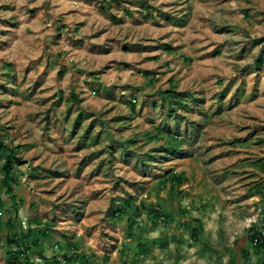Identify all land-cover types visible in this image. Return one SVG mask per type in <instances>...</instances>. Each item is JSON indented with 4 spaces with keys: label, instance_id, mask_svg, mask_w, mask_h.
<instances>
[{
    "label": "rangeland",
    "instance_id": "obj_1",
    "mask_svg": "<svg viewBox=\"0 0 264 264\" xmlns=\"http://www.w3.org/2000/svg\"><path fill=\"white\" fill-rule=\"evenodd\" d=\"M0 141V264H264V0H0Z\"/></svg>",
    "mask_w": 264,
    "mask_h": 264
},
{
    "label": "trees",
    "instance_id": "obj_2",
    "mask_svg": "<svg viewBox=\"0 0 264 264\" xmlns=\"http://www.w3.org/2000/svg\"><path fill=\"white\" fill-rule=\"evenodd\" d=\"M0 150H7L10 152L2 166V172L4 174L3 183L6 187V191L10 195L13 192L11 180H12V172L16 164V160H15L16 152L13 150L10 151L7 145H5L3 141H0ZM172 178L174 179L175 183L182 182V177L180 175L172 174ZM132 208H135L136 211H139V208H137V206H135L131 200L127 199L124 201L122 205H120L119 209L117 210L116 216L123 217L126 215L128 210H131ZM150 212L152 215L157 216L160 220L162 217L164 218V221L166 220L167 215H165L163 211H160L158 207L151 208ZM196 224L197 225L194 227L189 226V228H191L189 229L190 231L189 233H190L191 238L194 241L200 242L201 234H202V226L199 221H196ZM8 226L10 229H15V225L13 221L11 220L8 222ZM251 229L252 230L249 235V239L252 242L253 246L257 250H260V251L264 250L263 231L259 229L257 230L256 228L255 229L251 228ZM40 234L45 236L46 232L41 231ZM39 242H40L39 238H37L36 233L34 232L29 231L25 235H19L17 233H14V235H12V237L8 239L9 245L13 246V248L15 249V251H12L10 253L9 263L10 264H33L30 261L29 252L33 250V246H37ZM139 249L144 251L145 247L141 246L139 247ZM20 256H23L24 259H21ZM77 257L78 255H74V254L63 256L64 262H67V263L77 260ZM232 264H235V263H232Z\"/></svg>",
    "mask_w": 264,
    "mask_h": 264
},
{
    "label": "built area",
    "instance_id": "obj_3",
    "mask_svg": "<svg viewBox=\"0 0 264 264\" xmlns=\"http://www.w3.org/2000/svg\"><path fill=\"white\" fill-rule=\"evenodd\" d=\"M164 220V218H161V221ZM263 227H264V223H263ZM64 259V258H63ZM62 258H59V260H63ZM41 259H37V261H40Z\"/></svg>",
    "mask_w": 264,
    "mask_h": 264
}]
</instances>
